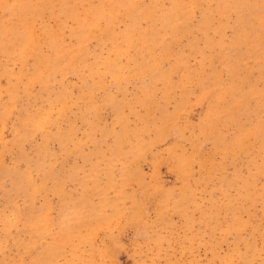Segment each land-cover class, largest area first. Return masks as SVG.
Segmentation results:
<instances>
[{"label": "rangeland", "instance_id": "1", "mask_svg": "<svg viewBox=\"0 0 264 264\" xmlns=\"http://www.w3.org/2000/svg\"><path fill=\"white\" fill-rule=\"evenodd\" d=\"M0 264H264V0H0Z\"/></svg>", "mask_w": 264, "mask_h": 264}, {"label": "bare ground", "instance_id": "2", "mask_svg": "<svg viewBox=\"0 0 264 264\" xmlns=\"http://www.w3.org/2000/svg\"><path fill=\"white\" fill-rule=\"evenodd\" d=\"M191 197V196H190ZM227 209V208H226ZM228 210V209H227Z\"/></svg>", "mask_w": 264, "mask_h": 264}]
</instances>
